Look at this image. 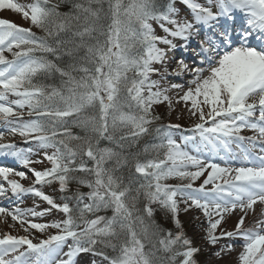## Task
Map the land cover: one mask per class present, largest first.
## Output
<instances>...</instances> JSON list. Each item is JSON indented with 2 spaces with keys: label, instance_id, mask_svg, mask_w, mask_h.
Segmentation results:
<instances>
[{
  "label": "snow or ice",
  "instance_id": "1",
  "mask_svg": "<svg viewBox=\"0 0 264 264\" xmlns=\"http://www.w3.org/2000/svg\"><path fill=\"white\" fill-rule=\"evenodd\" d=\"M0 10L30 23L0 18V123L37 146L0 143L33 177L24 187L8 179H28L24 171L0 167V196L49 206H0V218L28 233L0 238V264H200L179 220L192 209L206 221L211 256L241 239L239 264H264V0H0ZM180 103L196 122L177 142L181 125L162 123L156 107ZM52 210L63 218L28 219ZM236 212L234 228H223Z\"/></svg>",
  "mask_w": 264,
  "mask_h": 264
},
{
  "label": "rangeland",
  "instance_id": "2",
  "mask_svg": "<svg viewBox=\"0 0 264 264\" xmlns=\"http://www.w3.org/2000/svg\"><path fill=\"white\" fill-rule=\"evenodd\" d=\"M17 2V1H16ZM21 3V2H19ZM24 4V3H21ZM0 17L10 19L14 22H16L18 25H21L23 27H30V23L28 21H25L22 19V17L17 14L12 12L11 10H0ZM36 34L41 35L42 33L39 31L37 28L32 29ZM159 31V29H157ZM7 56H10V54L5 53ZM155 78V77H153ZM170 95H174L170 93ZM11 99V98H10ZM174 111H169L167 110L165 105H160L156 107V113L161 114L163 118L165 117L169 123H179L182 125H189L192 124L195 121V118H192L189 116L187 110L184 108V104H174ZM23 118L25 120L29 119V116L27 114V109L23 110ZM258 115V112H257ZM6 126L3 123H0V130H5ZM241 135L250 137L254 135V132L248 129H244L241 132ZM19 135H10L6 130H5V135L3 139H0V141H16L18 139H21ZM178 141V140H177ZM235 145H233V148ZM36 145H28V146H19V150H24L27 151L28 149H36ZM33 159H36V156L32 157ZM17 162V161H15ZM213 162L220 163L221 166L223 165L222 161L214 160ZM19 164V162H17ZM49 166L47 162L43 164H32L30 167L35 168L36 170H42L43 168ZM233 166H239L238 164H234ZM5 167V165H4ZM16 171H24L28 175V179L21 180L19 177L12 176L10 175L8 179H15L18 180L21 184L24 185V187H29L32 185V180L33 177L31 176V172L29 171V168H25L21 166L20 164L17 165L16 167H11ZM188 170H195V169H188ZM210 170V169H208ZM205 172L204 175L199 177L195 182V184L200 185L203 183V180L206 178L207 171ZM184 183H187L188 181H183ZM167 183L170 184H176V183H181V181L177 179H170L167 181ZM0 184H3L6 188L8 187L7 181L4 180L3 177H0ZM41 190H43L46 194L53 195L54 197L58 196V192L56 190L55 185L53 186H39ZM206 188H211V185H207ZM25 195V196H24ZM24 196V197H23ZM10 200L8 204L11 206L9 209L11 210L13 207L18 206L20 208H30L35 206L36 204H39V208L37 210H42L45 208H48L49 206L39 200V198L34 197L33 195L30 194V196H27L26 194H22L21 198L17 200L15 197L12 196L11 192L9 191L7 195L5 196H0V202H4L7 200ZM12 203V204H10ZM184 205L183 203L180 204V208L183 209ZM256 208V214L250 213L246 218H245V224L244 227H253L254 226V221L259 218L258 213L260 212L261 206L259 204L254 206ZM240 213L236 212L233 215L229 216L226 221L223 223V228L231 231L234 228L235 223L238 221ZM196 217H199L200 219H195ZM63 218V214L56 211L52 210L48 215L42 217V218H32L28 217V219H31L33 222L36 223H49L54 220H60ZM179 220L181 221L183 225V229L186 233V235L192 239L193 241V246H199L201 247V252L197 255V259L200 261V264H239L238 262V255L242 251L241 245L243 244V241L241 239H235L234 241H231L232 243L235 244V249L224 255L222 258H216L211 256V252L215 251L216 249L212 248L211 246H208L205 244V242L202 239V236L204 235L203 228L206 226V221L204 220V217L202 213L198 210L192 209L189 210L188 212H184L181 210L179 214ZM203 221V224H202ZM168 229H174V225L171 223V221L168 222L167 224ZM56 232L55 229H49L45 233H40L36 230H31V236L29 238L35 237L33 239V242H38L40 239H46L49 234H54ZM5 233L14 235V236H21V235H27L28 233H25L19 226V224H16L14 221L11 220L10 217L7 218L6 222L4 219L0 218V237H3ZM229 241L222 240L220 243L225 244L228 243ZM219 245H217V248Z\"/></svg>",
  "mask_w": 264,
  "mask_h": 264
},
{
  "label": "trees",
  "instance_id": "3",
  "mask_svg": "<svg viewBox=\"0 0 264 264\" xmlns=\"http://www.w3.org/2000/svg\"><path fill=\"white\" fill-rule=\"evenodd\" d=\"M38 35V34H37ZM42 35V34H41ZM167 119L164 117L163 120H162V123H167L166 121ZM110 214V213H109ZM180 214V213H179ZM156 219H157V222L160 223L164 228L168 229L167 228V224L170 220H167L164 218L163 214L160 213V212H157L156 213Z\"/></svg>",
  "mask_w": 264,
  "mask_h": 264
},
{
  "label": "bare ground",
  "instance_id": "4",
  "mask_svg": "<svg viewBox=\"0 0 264 264\" xmlns=\"http://www.w3.org/2000/svg\"><path fill=\"white\" fill-rule=\"evenodd\" d=\"M8 201L9 200H7V201H4V202H0V206H2V207H6V208H10L11 206L8 204Z\"/></svg>",
  "mask_w": 264,
  "mask_h": 264
}]
</instances>
